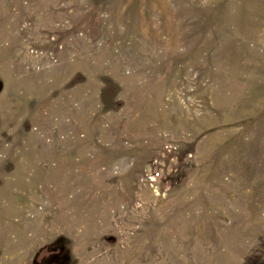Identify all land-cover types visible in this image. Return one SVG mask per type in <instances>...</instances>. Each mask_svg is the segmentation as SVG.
<instances>
[{"label": "rangeland", "instance_id": "rangeland-1", "mask_svg": "<svg viewBox=\"0 0 264 264\" xmlns=\"http://www.w3.org/2000/svg\"><path fill=\"white\" fill-rule=\"evenodd\" d=\"M0 264H264V0H0Z\"/></svg>", "mask_w": 264, "mask_h": 264}]
</instances>
